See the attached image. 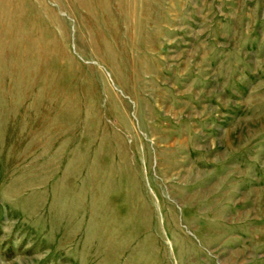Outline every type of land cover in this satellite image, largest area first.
I'll use <instances>...</instances> for the list:
<instances>
[{
	"label": "rangeland",
	"instance_id": "obj_1",
	"mask_svg": "<svg viewBox=\"0 0 264 264\" xmlns=\"http://www.w3.org/2000/svg\"><path fill=\"white\" fill-rule=\"evenodd\" d=\"M0 264H264V0H0Z\"/></svg>",
	"mask_w": 264,
	"mask_h": 264
},
{
	"label": "bare ground",
	"instance_id": "obj_2",
	"mask_svg": "<svg viewBox=\"0 0 264 264\" xmlns=\"http://www.w3.org/2000/svg\"><path fill=\"white\" fill-rule=\"evenodd\" d=\"M13 2V1H12ZM6 7V6H5ZM11 7V6H10ZM9 9V8H8ZM13 11V10H12ZM15 11V10H14ZM9 12V11H8ZM16 13V12H15ZM13 15V14H12ZM14 15H16V14H14ZM39 36V35H38Z\"/></svg>",
	"mask_w": 264,
	"mask_h": 264
}]
</instances>
